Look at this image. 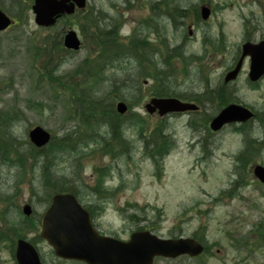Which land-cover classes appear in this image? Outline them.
Wrapping results in <instances>:
<instances>
[{"label": "rangeland", "instance_id": "rangeland-1", "mask_svg": "<svg viewBox=\"0 0 264 264\" xmlns=\"http://www.w3.org/2000/svg\"><path fill=\"white\" fill-rule=\"evenodd\" d=\"M155 1L89 0L88 7L89 10L94 7L95 14L100 12L105 22H109L110 16H115L118 20V33L123 40H128L122 37L124 35L143 32V38L147 36L148 40L160 43H151L150 49L143 50V60L149 66H152L150 62L153 61L150 51L154 50L156 57L163 58L165 48L173 54L181 43L185 44L188 54L197 53L203 57L201 63L193 62L189 69L177 61L178 57H174V68H168L173 74V81L169 83L170 87L166 85L163 89L165 81L160 80V77L153 79L151 67L146 77L140 76L145 70L136 57L131 56V63L123 61L105 72L106 82L91 93V96L103 98L101 96L104 89H111L115 80H118L125 97L134 100L126 115L140 113L147 119L146 127L149 129L159 119L158 115H148L145 108L156 92V86L159 90L169 89L174 96L187 99L190 97L186 94L216 90L237 60L245 39H264V0H171L172 6L182 5L191 11V15L179 13L178 20L159 14L156 12L158 10L153 11L151 5ZM203 2H209L213 9L207 22L197 20L195 16V9L200 8ZM28 3L31 4L32 1ZM0 7L17 20V25L0 33V110L13 107L14 114H18V110L23 111V115L14 121V131L22 149L29 150L27 131L34 125H41L59 134L65 131L74 133L81 129L78 119L64 118L66 110L59 100L54 99L55 89L46 83L42 86L38 84L34 64L42 67L44 63L40 59L34 60L29 49L33 40L44 36H49L52 40L57 33V36L60 35L57 40L63 39V32L68 29L78 31L83 40L78 24L80 18L78 22H74L75 20L64 17L55 27L41 29L35 22L33 11L24 3L18 0H0ZM152 14L154 17L151 21ZM136 29L139 30L135 31ZM185 35L187 39L184 42ZM206 35L216 42L222 39L218 42L222 51L211 44L204 48L203 40ZM83 43L85 46L78 52L60 54L62 62L58 65V74L69 72V77L64 80L67 94L72 93L74 86L75 77L71 74L89 55L88 43ZM49 53L53 56L57 52L53 48ZM204 69L208 79L202 77ZM248 72L249 62L244 65L239 78L228 85L227 92L232 94L231 99L260 110L264 105V79L259 87L254 88L248 81ZM79 79L80 76L77 77ZM114 98L120 99L118 95H114ZM202 106L205 109L200 113L173 115L166 120L170 125L167 130L176 141V147L165 159L162 176L156 175L153 160L144 154V141L139 136L138 128L130 126V123L124 127L128 144L126 148H129L126 154L113 159L105 149L95 156L91 152L88 155L90 158L82 160L81 177H78L74 161L77 160L75 150L70 153V159L67 154L63 156L62 163L57 165V173L72 183L78 184L81 180L88 188L96 182V168L112 166L111 172L106 175L110 177V181H107L109 187L113 188L111 193L97 198L89 189L79 191L85 204L97 202L99 206H105L104 212L101 206L96 211L103 215L99 214L97 221L99 228L109 235L128 240L138 227H145L159 237L168 239L192 236L205 226L206 243L211 245L209 253L198 259L188 256L175 260L158 259L155 264H264V245L254 244L256 237L252 232L254 226L264 218V185L254 178L251 167L236 168L234 160L245 146L244 133L231 127L213 133L205 119L216 115L219 108L211 102ZM127 120L128 117L123 118L124 122ZM251 127L255 137H263L264 131L258 123H252ZM97 131L110 137L108 124H101ZM94 144L90 143L89 147ZM256 159L257 163L264 165V153ZM17 173L16 166L0 161L1 264H16L9 244L14 235H20L19 230L26 233L30 240L36 238L34 244L45 264H84L57 257L49 243L40 236L41 218L50 204L44 189L40 187V170L37 169L36 174L34 173L37 176L35 181L31 172ZM239 178L241 183L236 185V194L232 198L227 194L223 195V191L233 187L234 181ZM115 188L119 192H115ZM8 195L11 196V202L5 203ZM109 197L112 198L110 202ZM26 204L32 206V216H26ZM120 208L124 214L137 213L139 219L136 222L131 221V218L125 220L120 214Z\"/></svg>", "mask_w": 264, "mask_h": 264}, {"label": "trees", "instance_id": "trees-1", "mask_svg": "<svg viewBox=\"0 0 264 264\" xmlns=\"http://www.w3.org/2000/svg\"><path fill=\"white\" fill-rule=\"evenodd\" d=\"M128 1V0H127ZM130 1V0H129ZM167 5H168V0ZM170 1V0H169ZM171 2V1H170ZM179 7V6H178ZM175 6L176 10L180 13H190L191 11L186 9H179ZM195 16L199 17V8L195 9ZM80 18V20H79ZM109 22L104 21V17L100 12L95 14L94 7L87 12H79L71 20L78 22L81 30L83 40L88 43L89 55L83 60L81 65L77 66L71 75L74 78V86H72V93H68L64 89V80L69 77V72L65 74H58V65L62 62L60 58L61 52H65L62 45V39L57 40L60 35L51 38L44 36L39 40H33L30 43L29 49L34 60L40 59L44 63L42 67H38L34 64V70L37 72L36 78L39 85L46 83L53 91L54 99L59 100L65 108L64 118L66 120L78 119L81 129L72 133L65 131L62 134L53 133L51 142L42 148H37L34 145L29 144V150L22 149L21 143L14 131V121L23 115V111L18 110V114H14V108L8 110H0V161L8 165L17 167V174L31 172L35 181L36 170H40L39 179L42 178L41 185L44 189V193L48 196V200L56 192H76V189H80L81 185H76L71 181H67L66 177L57 173L58 163H62L63 156L68 155L70 159V153L77 150L74 156H77L76 162V176L81 177L80 167L82 166V160L88 156L91 152L95 156L99 151L105 149L106 152L111 154L113 159L121 157V153L125 148L126 140L124 139L123 118L128 117L127 120L130 126L138 128V133L141 139L145 142L144 154L151 156L155 160V167L157 175L162 176L164 172V164L162 158L173 147L174 140L167 135H163L162 128L165 127V123L156 122L150 129L146 127L147 119L138 114L120 115L115 109L114 95H118L120 99L126 101L129 104V108L133 105L131 97H125L122 93V88L119 87L120 83L115 80L114 87L111 89H104L103 98H95L91 96V93L97 91L102 83L106 82L105 72L110 69L111 66L116 67L123 61L131 63V56L136 57L139 60L140 65L144 66L143 72L140 73L141 77H146L151 70V75L155 80L157 77H167L170 74V69H173L174 64L172 62L173 55L167 54L165 61L168 63L167 68L162 70L159 64L151 61L146 64L143 60V43L139 40H123L118 33V20L113 17H109ZM116 20V21H115ZM103 24V25H101ZM205 45L211 44L217 50L222 51V47L218 42L210 39L208 36L204 38ZM85 43H83V47ZM56 50L57 53H53L50 56V50ZM93 53V55H91ZM194 59L200 60L201 58L196 55H192ZM131 71V70H130ZM78 72V74H77ZM77 74V75H76ZM80 79L77 80V77ZM157 95L170 94L169 89L159 90L156 86ZM164 86L162 87V89ZM116 93V94H114ZM230 93L225 89L222 91H216L212 95L210 100L215 102L218 107L226 105L228 102L233 101ZM106 98L107 100L105 101ZM136 101H139L136 99ZM129 114V113H128ZM17 116V117H16ZM16 117V118H15ZM108 124L110 137L103 136L101 132H98V126L101 124ZM12 127L9 132H3L5 129L1 128L3 125ZM243 128V127H241ZM248 133V132H246ZM101 139V140H99ZM98 141V142H97ZM105 141V142H104ZM95 144L91 147L90 143ZM29 143V142H28ZM259 144L252 138H246V149L240 152L238 156V168L252 167V163L256 161L258 156ZM77 148V149H76ZM103 154V152H102ZM92 155V156H93ZM111 166H105L102 169L96 168L94 172L97 174V185L93 188H104V182L106 175L111 172ZM35 173V174H34ZM240 179V180H239ZM233 184L232 190H227L223 194H227L229 198H232L236 194V185L241 183V178ZM75 182L77 180L74 179ZM77 187V188H76ZM32 192L35 190L32 187ZM11 196L8 195L5 203L11 202ZM139 219L137 213L131 214V221L136 222ZM154 224V223H153ZM141 227L140 229H144ZM20 236H26V233L19 230ZM256 237L254 244L264 245V218H262L252 230ZM23 234V235H22ZM193 237L204 243L206 240V228L201 227L193 234ZM208 244V243H206ZM211 245H207L206 252H210Z\"/></svg>", "mask_w": 264, "mask_h": 264}, {"label": "water", "instance_id": "water-1", "mask_svg": "<svg viewBox=\"0 0 264 264\" xmlns=\"http://www.w3.org/2000/svg\"><path fill=\"white\" fill-rule=\"evenodd\" d=\"M85 4L86 0H35V20L38 25L48 27L55 24L63 14H72L76 6L84 8ZM201 13L202 18L207 20L211 15L210 7L203 6ZM12 23L13 20L0 9V31ZM64 43L67 48L75 50L81 45L74 30L68 31ZM247 56L250 57V80L256 82L264 76V40L259 43L246 42L235 68L225 76L226 83L237 79ZM197 109L195 104L185 103L177 98H153L147 105L149 113L153 114L158 110L161 116ZM117 110L124 114L128 105L123 101L119 102ZM254 116V112L248 107L233 103L213 118L210 127L218 131L224 125L247 122ZM30 139L36 146L43 147L50 142L51 134L43 127L36 126L30 131ZM254 174L264 183L263 165H256ZM24 212L30 215L32 207L25 205ZM41 235L53 247L56 256L87 264H153L157 257H197L205 251V246L192 237L164 239L150 231H136L132 233L129 241L102 236L95 230L89 212L71 193H58L53 196L42 219ZM16 259L18 264H43L34 245L25 239L18 240Z\"/></svg>", "mask_w": 264, "mask_h": 264}, {"label": "flooded vegetation", "instance_id": "flooded-vegetation-1", "mask_svg": "<svg viewBox=\"0 0 264 264\" xmlns=\"http://www.w3.org/2000/svg\"><path fill=\"white\" fill-rule=\"evenodd\" d=\"M160 29H163V28H161L160 27ZM158 43V42H157ZM198 93V92H197ZM198 94H200V93H198ZM201 94H202V92H201ZM200 106H201V109H202V105L201 104H199ZM200 111H204V109H202V110H199V111H195V112H189V114H195V113H200ZM173 115H181V114H173ZM173 115H171V116H173ZM168 119V117L167 118H165L164 120L166 121Z\"/></svg>", "mask_w": 264, "mask_h": 264}, {"label": "bare ground", "instance_id": "bare-ground-1", "mask_svg": "<svg viewBox=\"0 0 264 264\" xmlns=\"http://www.w3.org/2000/svg\"><path fill=\"white\" fill-rule=\"evenodd\" d=\"M1 128L5 129L3 132H6V131L9 132L12 130V127L7 126L6 124L3 125Z\"/></svg>", "mask_w": 264, "mask_h": 264}]
</instances>
